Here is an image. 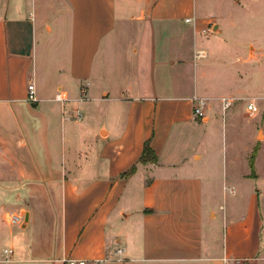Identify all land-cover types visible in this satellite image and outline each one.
<instances>
[{
    "label": "crops",
    "instance_id": "crops-1",
    "mask_svg": "<svg viewBox=\"0 0 264 264\" xmlns=\"http://www.w3.org/2000/svg\"><path fill=\"white\" fill-rule=\"evenodd\" d=\"M17 2L0 0V118L17 125L4 124L11 133L4 179L23 182L29 218L19 256L2 255L0 264L99 259L119 247L125 261L107 264L264 259V207L253 203L258 193L248 185L259 174L246 155H211L217 128L209 113L219 105L206 121L193 115V98L211 97L196 60L207 44L198 1L43 0L50 20L38 16L34 0L35 34L46 40L32 60L23 39L30 19ZM156 69L170 77L168 87ZM175 69L181 79H173ZM30 74L39 102L28 105ZM83 89L89 98L80 97ZM59 90L68 101L55 100ZM101 99L120 105L111 111L112 128L102 122L108 113L93 119ZM36 123L41 140L27 147ZM146 141L156 163L140 161Z\"/></svg>",
    "mask_w": 264,
    "mask_h": 264
},
{
    "label": "rangeland",
    "instance_id": "rangeland-1",
    "mask_svg": "<svg viewBox=\"0 0 264 264\" xmlns=\"http://www.w3.org/2000/svg\"><path fill=\"white\" fill-rule=\"evenodd\" d=\"M1 1L5 4V0ZM22 1L18 0L17 6L21 17L30 19L28 33L23 39H25V44L28 47L27 52H30L29 56L32 60L35 53L39 58L43 54L46 37L41 33L36 37L35 34L34 0H29L28 4L25 0V3ZM197 1L198 13L207 21L202 30L203 38L207 44L201 47L205 54L202 57H197L196 60L201 67L199 68L201 80H203H200L201 85L206 84V91L211 96L202 97L207 101V109L204 112V117L197 120L206 121V112L209 107L214 104L219 105L220 111L215 110L209 113L211 116L209 125H214L217 128V131L212 134V146L209 149L211 155L229 158L236 153L237 156L244 158L246 155L251 160L254 159L253 166L250 167L251 163L248 164V169L252 168V175L256 176V173L259 175L258 179L250 180L248 185L258 193L255 195L253 203L256 206L262 204L264 207V0ZM41 4H43V0L38 2V16L43 15L52 20V10L41 9ZM157 72L158 69H156L157 82L162 83L163 87H168L170 84L165 81H169L170 77L161 75L160 71ZM172 74L174 80L181 79V72L178 69H175ZM34 79L37 82L34 75H28L25 81L26 86L28 87V84ZM37 84L40 86L41 82L38 80ZM178 89L175 85V90ZM85 97L89 98L88 91ZM223 98L231 101L229 108H223ZM249 103H255L258 108L252 115L247 110ZM81 107V110H84L86 106L81 105ZM119 107L120 105H116L113 99H101L100 103L93 106V119L101 120L102 114L108 113L102 122L112 128L111 111H115ZM78 116L80 117V115ZM4 124L5 128L12 130L17 127L11 117L5 116L3 121L0 118V225L2 226L0 257L4 256V248L11 246L14 252L10 259L14 261L16 256H19L17 248L24 241L28 232V229H22L26 214V194L22 181L4 179L7 165L3 146L5 140H9L7 136L11 134L8 130L5 131ZM35 126L28 134L29 139L24 140L27 147L31 138L36 141L41 140L39 123H36ZM103 132L105 131L103 130ZM13 134L15 138H12V141L15 143L19 136L18 133ZM188 147L189 145H186L183 151H188ZM207 151V147L203 146L202 152L207 155ZM227 202L225 201V204ZM14 215L22 217L20 224L12 223ZM262 245L264 248V232ZM251 264H264V259Z\"/></svg>",
    "mask_w": 264,
    "mask_h": 264
},
{
    "label": "built area",
    "instance_id": "built-area-1",
    "mask_svg": "<svg viewBox=\"0 0 264 264\" xmlns=\"http://www.w3.org/2000/svg\"><path fill=\"white\" fill-rule=\"evenodd\" d=\"M204 51L201 50L198 52L197 57H202L204 55ZM82 98L84 99L85 97V89L82 90ZM55 100L57 102H66L69 100V97L67 95V93L65 91L59 90V92L55 95ZM26 101L28 103H37L39 102V97H38V93H37V88H36V84L35 82H30L28 84L27 87V97H26ZM193 115L194 118L197 120L199 118H203L204 117V112L207 109V101L202 98V97H194L193 98ZM222 103H223V108H229L231 101L223 98L222 99ZM247 110L248 112L252 115L254 114L258 108L256 106L255 103H249L247 105ZM12 223L14 224H20L22 222V217L19 215H14L12 217ZM124 248L123 247H119L117 248L113 255H106L103 258H99V259H75V258H66L62 260L63 264H107L109 262H120L123 263L125 261V257H124ZM4 257H5V261H10V256L13 253V249L12 248H5L4 249ZM226 262L230 261V259H225ZM228 264H240V261L238 260H232L231 263Z\"/></svg>",
    "mask_w": 264,
    "mask_h": 264
},
{
    "label": "trees",
    "instance_id": "trees-1",
    "mask_svg": "<svg viewBox=\"0 0 264 264\" xmlns=\"http://www.w3.org/2000/svg\"><path fill=\"white\" fill-rule=\"evenodd\" d=\"M253 160L250 159V163L252 166H253V163H252ZM140 161L143 163H147V162L156 163L158 161V157H157L156 153L153 151V149L150 147L149 141H146V143H145L143 153L140 157ZM133 171H134V168L130 172H133ZM253 176H255V175H253Z\"/></svg>",
    "mask_w": 264,
    "mask_h": 264
},
{
    "label": "water",
    "instance_id": "water-1",
    "mask_svg": "<svg viewBox=\"0 0 264 264\" xmlns=\"http://www.w3.org/2000/svg\"><path fill=\"white\" fill-rule=\"evenodd\" d=\"M28 218H29V214L26 213L25 214V218H24V223L22 224V227H25L26 226V223L28 222Z\"/></svg>",
    "mask_w": 264,
    "mask_h": 264
}]
</instances>
